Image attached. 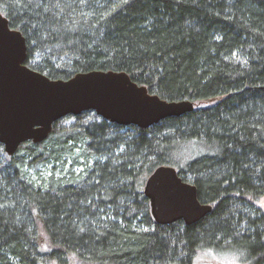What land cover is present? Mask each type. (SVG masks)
Here are the masks:
<instances>
[{
  "label": "trees",
  "instance_id": "trees-1",
  "mask_svg": "<svg viewBox=\"0 0 264 264\" xmlns=\"http://www.w3.org/2000/svg\"><path fill=\"white\" fill-rule=\"evenodd\" d=\"M0 12L53 79L125 71L196 106L149 128L87 110L13 155L0 142V264H195L202 250L264 264V0H0ZM159 165L212 211L156 224L144 186Z\"/></svg>",
  "mask_w": 264,
  "mask_h": 264
},
{
  "label": "water",
  "instance_id": "water-1",
  "mask_svg": "<svg viewBox=\"0 0 264 264\" xmlns=\"http://www.w3.org/2000/svg\"><path fill=\"white\" fill-rule=\"evenodd\" d=\"M27 56L25 36L0 12V142L10 155L26 141L45 140L60 119L87 110L121 126L149 128L196 109L190 99L169 101L149 92L125 71L92 70L53 79L28 66ZM144 195L156 224L183 220L191 225L213 209L172 165L156 167L145 182Z\"/></svg>",
  "mask_w": 264,
  "mask_h": 264
},
{
  "label": "rangeland",
  "instance_id": "rangeland-1",
  "mask_svg": "<svg viewBox=\"0 0 264 264\" xmlns=\"http://www.w3.org/2000/svg\"><path fill=\"white\" fill-rule=\"evenodd\" d=\"M217 99L211 101L215 102ZM205 101L201 105L207 104ZM75 121V118L69 117L63 120V123L70 124ZM264 201V196L259 199L258 205L261 206V202ZM262 207V206H261ZM264 209V207H262ZM242 258V259H241ZM244 255L240 256L237 252H218L214 250H202L200 251L195 259V264H246L243 260ZM56 264V263H51ZM250 264V263H248Z\"/></svg>",
  "mask_w": 264,
  "mask_h": 264
},
{
  "label": "snow or ice",
  "instance_id": "snow-or-ice-1",
  "mask_svg": "<svg viewBox=\"0 0 264 264\" xmlns=\"http://www.w3.org/2000/svg\"><path fill=\"white\" fill-rule=\"evenodd\" d=\"M125 2H127V0H125ZM45 3H48V0H41V7H43V5ZM45 11H47V10H45ZM121 151H123V149H121ZM261 206L264 207V201L261 202ZM144 231H147V229H144Z\"/></svg>",
  "mask_w": 264,
  "mask_h": 264
}]
</instances>
